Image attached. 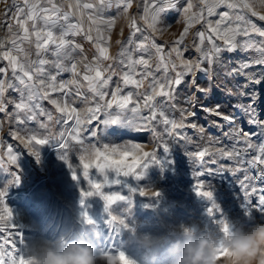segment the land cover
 <instances>
[{
	"label": "snow or ice",
	"instance_id": "snow-or-ice-1",
	"mask_svg": "<svg viewBox=\"0 0 264 264\" xmlns=\"http://www.w3.org/2000/svg\"><path fill=\"white\" fill-rule=\"evenodd\" d=\"M141 3L143 13L141 19L145 23L146 30H151V33L163 34L167 27L165 24L166 15L172 11L182 12L185 21V27L172 42V46L167 52H165L164 44H158L150 36H143V39L131 51L125 49L120 52V56L123 57L120 63L128 69L121 75L122 83L125 86L133 85L136 89H140L144 87L145 80L151 77L148 94L133 92L124 94L121 87L117 85L116 90L110 93L111 99H105L109 93L104 89L109 87L114 73L111 64H104V61L112 59L107 46L110 37H106L104 33L111 32L115 19L106 18L104 13L116 7L121 11V14H126L132 7L133 0H62L60 3L57 0H23L22 5H14L17 13L14 19H16L20 31L11 41L12 48L0 52V60L7 62V66H0V114H4L9 121L15 120L18 125L22 126L14 134L15 138L24 144V147L36 158L37 162L40 160L38 146L55 141L62 152L59 158L68 165L72 172V179L79 180L82 177L86 181L87 188L81 190L80 200L82 224H96L89 215L86 201L91 197H99L103 201V210L107 213L105 225L109 234L101 236L98 245L101 251L114 250L122 246L121 234L124 231H134V226L124 215V211L128 209L119 210L122 205L127 204L130 208L136 194L141 197H159L160 194L154 190L128 185L126 179L141 180L144 170L150 164H158L159 160L156 151H145L141 144L130 141L122 144L105 143L103 145L89 142L85 145L83 137L86 130L84 125L96 122L102 124L104 129L113 127L118 131V126H123L132 132L152 131L155 133V124H163L165 126L164 134L169 139L165 140L164 135H155V140L158 141L157 147L162 148L164 152H168L171 141L186 140L187 138L177 130L187 127L197 128L195 123H186L189 117H195L197 113L181 110L180 119L177 120L169 118L163 110V105L167 102L169 106L175 107L171 102L176 99L178 87L184 82L185 76L192 75L197 70L207 71L201 67L199 61L184 60L180 48L190 29L196 23L204 21L207 25V33L205 31L197 33L200 40L197 51L201 52L203 59L210 65H215L225 52L252 51L258 54L228 70L234 76H244L245 83L260 85L262 95L257 96L255 92L245 93L248 96V103L241 107L247 116V123L258 128L259 132L252 130L246 132L242 128L234 129L235 137L244 145L242 148H237L235 144L230 148H212L211 145L219 143V141L210 140L209 147H203L201 150L188 153V155L193 162L199 163L201 166L206 162L216 163L214 159L205 160L206 157L216 155L235 161L240 166L246 164V168L234 167L217 170L228 171L233 175L243 171L244 177L240 183L245 188L246 197L253 180L264 183V140H261L260 143L253 142L254 137H264V120L259 118V105L264 103V80L260 79V76L264 75V72L248 71L256 67L264 68V28L258 27L237 10L247 9L252 16L261 21H264V14L255 10L253 0H199V7L195 11L192 0H185L184 5H180L179 0H141ZM259 4L264 6V0H259ZM219 8L226 10L217 12ZM212 16H218V19L215 21L206 20V17ZM71 17L76 18L75 23L69 22ZM61 21L68 23L60 24ZM58 25L62 29L59 34L54 31ZM129 28L132 36L141 32L135 17L131 19ZM93 31L96 33L95 46L98 53L94 59L83 64L82 72L79 70L80 62L71 63L70 66L65 65V60L73 59L72 52L81 48L80 44L68 37L84 35L87 40L93 41ZM254 34L262 39L254 40L252 38ZM238 37L246 39L239 40ZM205 40L211 45L207 51L202 48ZM217 40L222 41V45L217 44ZM33 42L36 49L35 60L30 59L27 50L23 47L24 43ZM129 43L132 41L129 40ZM3 47V44H0V49ZM49 51L55 59L50 60L44 57V53ZM137 51L150 54L148 58L141 55L134 59L132 52ZM173 55L175 60L172 59ZM153 56L157 61V71L163 70L165 73V76L160 79H157L151 71L150 60ZM176 60H179V65L175 62ZM47 66L54 68L57 73L70 72L72 78L66 82L57 83V75L48 74ZM136 66H140L143 71L136 72ZM178 67L181 69L180 71H176ZM169 68L175 72L171 78L167 76ZM137 76L140 78H136ZM5 77H9V79H5ZM12 81L18 82V85ZM192 83L200 93L209 91V89L195 85L194 81ZM85 86L94 99L104 101V103L96 102L94 106L78 109L68 100L53 98L52 95L61 93L62 96H67L70 92L75 91L79 96L81 88ZM17 87L20 89L21 96L19 102L6 100L5 93L9 89ZM134 95H142V105L138 101L133 102ZM157 97L162 99L157 101ZM42 100H47L54 106L60 116L54 117L51 111L38 102ZM10 103L14 106V112L8 111ZM83 103H89L87 97ZM142 108L148 109L149 115H140ZM202 110L221 117L230 124L234 123V116L222 113L219 104L214 107H204ZM102 112L106 117L103 120L100 119ZM126 112L133 114L131 119L124 115ZM41 117H46V120H42ZM62 121L73 122L70 131L51 132L52 123H61ZM29 122H35L38 129L43 132L27 128ZM2 127L3 122L0 121V128ZM87 131L91 133L92 137L97 136V132H92L91 129ZM198 131L203 133L204 128L200 127ZM66 137H70L79 145L81 151L80 169L73 167L69 162ZM249 152L252 154L245 161L243 156ZM129 158H131L130 163ZM2 159L3 156L0 155V160ZM7 159L18 167V157L11 146L7 147ZM207 170L204 169V171ZM252 170H258L259 174L248 175L247 173ZM204 171H196L197 182L194 184L193 190L198 197L209 202L206 213L211 224L215 227L214 233L223 231L227 234L229 229L235 225L222 213L210 186L208 184L206 186L205 182L199 179L204 175ZM20 180L21 177L18 174L12 173V179L8 184L0 188V209H2L0 210V264H36L34 256L30 255L29 251L21 249L20 245L24 241L16 230L17 225L13 222V211L6 204L8 187L18 185ZM117 186L126 187L127 194H124ZM256 191L257 188L251 187L252 193ZM260 192L261 194L255 202L250 198L243 201L246 216H264V189H260ZM145 207H149V205L146 204Z\"/></svg>",
	"mask_w": 264,
	"mask_h": 264
},
{
	"label": "rangeland",
	"instance_id": "rangeland-1",
	"mask_svg": "<svg viewBox=\"0 0 264 264\" xmlns=\"http://www.w3.org/2000/svg\"><path fill=\"white\" fill-rule=\"evenodd\" d=\"M58 3L62 0H57ZM194 4V11L199 7V0H192ZM255 10L264 14V6L259 4V0H253ZM180 5H184L185 0H179ZM23 0H0V44L3 48L0 52L10 50L12 48L11 41L15 38V34L20 31L16 19V8L14 5H22ZM66 7V4H65ZM224 8L217 9V12L225 11ZM237 11L244 14L248 19L255 23L258 27L264 28V21L252 16L247 9H238ZM141 0H133L132 7L126 14H121V11L116 7L107 10L104 13L106 18L115 19L114 27L111 32H105L106 37H110L108 41L109 54L112 59L104 61L105 65L111 64L113 66L112 79L109 82V87L104 89L109 93L106 100L111 99V92L116 90L117 85L121 87L124 94L128 92L148 94V84L151 82V77L145 80L144 87L136 89L133 85L125 86L122 83L121 75L128 71L120 61L123 57L120 56L122 50H129L135 48L143 36H150L155 39L158 44L165 45V52L172 46V42L180 35L185 27L184 15L182 12L172 11L166 15L165 24L166 30L163 34L151 33V30H146L145 23L141 19L142 16ZM135 17L141 32L131 35L129 23ZM218 16L206 17V20L215 21ZM71 23L76 22L75 17H71ZM68 22L61 21L60 24ZM87 27V25H86ZM164 27V25H161ZM62 29L57 26L54 31L59 34ZM205 31L207 33V25L204 21L194 24L190 29L188 35L185 37L183 44L180 46L183 53V59L186 61L201 63V67L207 71L197 70L192 75L185 76L184 82L178 87L177 96L171 104L175 107L169 106L166 102L163 105V110L169 116L179 120L181 110L195 111V117H189L186 123H195L197 128H184L177 130L185 136L186 140L171 141L169 143L168 152L158 148V141L155 140V135H164V139L168 140L167 135L164 134L165 126L160 123L155 124V133L152 131L132 132L130 129L118 126L117 131L113 127L104 129L102 124L93 122L92 124H85L84 143L89 142L93 144L103 145L105 143L122 144L126 141L139 143L145 151H156L159 163H153L144 170V175L141 180L136 181L133 178H126L127 184L132 187H141L145 189H152L160 193L158 198L141 197L138 194L134 195L133 202L129 208L127 204L122 205L120 211H124L127 220L140 231H149L153 233H168L171 229L179 226L181 223L193 225L200 230L215 232V227L211 224L207 216L206 209L209 207V202L198 197L193 190L194 184L197 182L195 173L197 170L204 171L199 179L210 186L214 194V199L220 205L222 213L235 226L248 227L250 224L257 221H264V216H246L243 201L251 199L254 202L261 194L260 189H264V183L259 180H253L251 186L248 188V196H245V188L241 186L244 172H237L233 175L231 172L217 171L218 169H228L234 167L246 168L247 165H237L235 161L222 158L219 155L213 157H206V161L214 159L216 163H204L201 166L191 160L188 153L201 150L203 147H209V141L218 140L219 143L211 145L212 148L226 147L230 148L234 144L237 148H242L244 145L235 137L233 130L242 128L244 131L259 132L258 128H254L247 123V116L245 115L242 105L248 103V96L245 93L255 92L257 96L262 95L260 85H252L245 83L244 76H234L228 69L239 65L242 61L249 60L250 57L258 55L255 52H236L223 53L215 65H210L203 59L201 52L197 51V46H200V40L197 33ZM93 41L87 40L84 35L72 36L68 38L76 41L81 45L80 49L72 52L73 59L65 60L64 63L70 66L71 63L80 62L79 70L83 71V64L88 63L94 59L98 54L95 46V31L92 32ZM259 41L260 37L255 34L252 37ZM239 40L246 38L238 37ZM129 40L132 43H129ZM217 44L222 45V41L217 40ZM23 47L27 50L30 59L35 60V44L24 43ZM202 48L207 51L211 45L205 40ZM150 53L137 51L132 52L133 58H139L141 55L148 58ZM47 59H55L51 55V51L44 53ZM175 60V56L172 57ZM179 65V60L175 61ZM126 63V61H125ZM152 65V74L160 79L165 76L163 70L157 71V61L153 56L150 60ZM0 66H7V62L0 60ZM48 74L57 75V83L66 82L72 78L70 72H59L50 67ZM178 67L176 71H180ZM136 72H141L143 69L136 66ZM249 72H264V68L256 67L248 70ZM175 72L169 68L167 76L173 77ZM10 77V74H9ZM5 77V79H9ZM140 78V77H136ZM264 80V75L260 76ZM195 85L209 89L206 93H200L193 86ZM17 84L18 82L12 81ZM81 95H76L75 91L70 92L67 96H62L61 93H53V98L68 100L73 106L78 109H83L87 106H94L96 102L103 104L104 101L94 99L92 94L88 92L87 87L81 88ZM85 97L88 98L89 103H83ZM5 98L8 101L19 102L21 99L20 89H9L5 93ZM157 101L162 98L157 97ZM143 104L142 95H134L133 102ZM42 106L53 113L54 117L60 116L55 111L47 100L38 101ZM220 105V111L224 114L234 116V123H229L221 117L208 114L202 110L204 107H214ZM8 111L14 112L13 104L8 105ZM129 119L132 118L131 112L124 114ZM140 115H149V110L142 108ZM105 114H100V119L103 120ZM259 118L264 120V103L259 105ZM46 120V117H41ZM0 121L3 122V127L0 128V155L3 159L0 160V188L5 187L12 179V173H16L21 177L18 185H11L7 189L6 204L12 209L14 214V223L17 225V231L20 233L24 243L20 245L21 249L30 251L34 243L40 239H57L61 235L77 236L82 235L86 231V226L82 224L80 212L82 211L80 200L81 190L87 188L86 181L81 177L79 180L72 179V172L68 165L59 157L62 155L59 145L55 141H51L46 145L38 146L40 149V160L37 162L36 158L29 153L28 149L24 147L21 141L15 138L16 131L22 127L18 125L15 120L9 121L4 114H0ZM71 121L65 123H52L51 132L58 133L61 131H70L72 126ZM203 127L204 132L198 131V128ZM27 128L42 133L43 130L38 129L35 122H29ZM91 129L92 132H97V136L92 137L91 133L87 131ZM68 141L67 154L69 162L78 169L81 168L79 164V156L81 151L79 145L72 141L70 137H66ZM264 137H254V143H260ZM11 146L15 154H17V165L11 164L7 159V147ZM251 152L244 154L243 158L246 161L250 158ZM131 158H129V163ZM250 176L258 175V170H252L247 173ZM121 188V186H117ZM251 187L257 188L255 193L251 192ZM124 194H127L126 187L121 188ZM149 207H145V205ZM89 215L96 222L101 236L109 234V230L105 225L107 213L104 212L103 201L99 197H91L86 201ZM2 210V209H0ZM130 213V214H129ZM7 235V233H5ZM128 232L124 231L121 234L122 242L127 238ZM19 243V241H18ZM129 251L136 256H140L134 247L129 248ZM167 260L166 253L160 254V261Z\"/></svg>",
	"mask_w": 264,
	"mask_h": 264
},
{
	"label": "clouds",
	"instance_id": "clouds-1",
	"mask_svg": "<svg viewBox=\"0 0 264 264\" xmlns=\"http://www.w3.org/2000/svg\"><path fill=\"white\" fill-rule=\"evenodd\" d=\"M85 226L82 235L40 239L29 254L36 264H162V252L167 255L163 264H264V221L231 227L227 234L183 223L168 233L134 226L122 246L105 251L98 248L101 232L96 224ZM133 247L140 256L129 251Z\"/></svg>",
	"mask_w": 264,
	"mask_h": 264
}]
</instances>
